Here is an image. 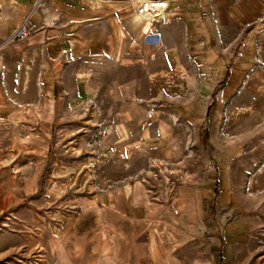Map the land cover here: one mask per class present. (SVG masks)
Here are the masks:
<instances>
[{"label": "rangeland", "instance_id": "1", "mask_svg": "<svg viewBox=\"0 0 264 264\" xmlns=\"http://www.w3.org/2000/svg\"><path fill=\"white\" fill-rule=\"evenodd\" d=\"M207 4L140 45L131 0H40L5 39L0 264H137L154 226L170 264H264V0Z\"/></svg>", "mask_w": 264, "mask_h": 264}, {"label": "crops", "instance_id": "2", "mask_svg": "<svg viewBox=\"0 0 264 264\" xmlns=\"http://www.w3.org/2000/svg\"><path fill=\"white\" fill-rule=\"evenodd\" d=\"M86 0H82L85 2ZM40 0H0V47L5 45V39L24 21L31 17L33 10L35 8V4H39ZM208 0H171L170 10L168 12V21L165 19L164 23L168 24L170 21L174 23L185 24L187 27H191L192 30L201 33L213 32L214 27L212 21L205 20L203 17L204 10L210 9L208 4ZM254 5V4H253ZM73 6V4H71ZM121 5H117L120 7ZM104 7V8H102ZM115 8L114 12H116L117 7L114 4ZM257 8H253L252 11H256ZM97 12L101 15H105L106 9L104 3L100 5L97 9ZM89 12H83V17L80 19L79 17L72 16L71 18H75L74 24H80L87 21L89 17ZM74 15V14H73ZM163 23V22H162ZM170 24V23H169ZM123 25V24H122ZM9 41V40H8ZM104 41L101 44L102 49L104 48ZM100 47V46H99ZM112 52L115 51L114 42L112 43ZM228 70L226 73V78L228 75ZM15 129L18 128V125L15 122ZM169 227V228H168ZM164 231L166 235H169L170 232L177 230V226L174 224H169ZM176 227V228H175ZM160 227L154 226L152 229V240L148 242V250L145 255H143L137 264H170V259L168 253H163V250L158 247L157 242H163V238L161 241L157 240L156 233H160ZM104 233L108 234L107 231ZM113 234L115 232H112ZM174 233H177L176 231ZM166 254V255H165Z\"/></svg>", "mask_w": 264, "mask_h": 264}, {"label": "bare ground", "instance_id": "3", "mask_svg": "<svg viewBox=\"0 0 264 264\" xmlns=\"http://www.w3.org/2000/svg\"><path fill=\"white\" fill-rule=\"evenodd\" d=\"M131 2L130 15L129 18L126 17L128 27L121 25L131 36L133 31L134 40L140 45H144L147 42V37L151 36L149 34L156 23H164L165 19L168 21L171 0H131Z\"/></svg>", "mask_w": 264, "mask_h": 264}, {"label": "built area", "instance_id": "4", "mask_svg": "<svg viewBox=\"0 0 264 264\" xmlns=\"http://www.w3.org/2000/svg\"><path fill=\"white\" fill-rule=\"evenodd\" d=\"M24 21L7 37L8 40L22 38L28 34V21ZM12 170L15 171V167H12Z\"/></svg>", "mask_w": 264, "mask_h": 264}]
</instances>
